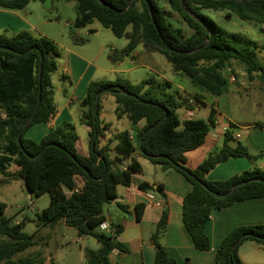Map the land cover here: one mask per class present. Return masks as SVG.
<instances>
[{
	"label": "trees",
	"instance_id": "1",
	"mask_svg": "<svg viewBox=\"0 0 264 264\" xmlns=\"http://www.w3.org/2000/svg\"><path fill=\"white\" fill-rule=\"evenodd\" d=\"M34 1L45 0H0V8L22 10ZM64 1L75 3L77 27L99 22L116 37L128 41L125 48L111 50L109 58L113 64L133 57L137 48L143 45L147 51L163 55L176 73L186 76L195 87L213 96L228 92L230 81L225 71L234 62L245 68L250 81L256 79L264 88V67L256 60V51L238 49L233 44L237 35L203 14V10H223L227 12L226 18L235 14L242 20L264 25V0H183L198 19L184 10L182 0H169L170 11L165 10L159 0ZM173 13L192 30L190 36L186 37L181 29L174 27L170 21ZM59 57L58 47L48 37L35 38L25 31L12 37L0 35V176L3 177L0 185L20 180L33 197L49 194L48 208L36 212L37 229L52 228L62 222L81 237H95L100 247L86 250L87 264H110L112 252H127V247L116 240L123 231L121 225H115V235L95 230L106 220L105 206L117 199V186H130L134 174L142 170L137 156L159 165L163 171L175 170L185 176L192 189L183 200L182 221L195 248L202 252L211 250L205 227L213 209H225L264 197V170L254 168L220 181L207 179L213 169L229 159L244 158L255 163L260 158L236 141L234 126L225 132L224 144L218 151L210 153L196 169L186 166L187 153L201 147L215 128L216 110L212 109L207 120L181 122L177 111L181 108L194 111L195 103L169 93L167 90L172 86L169 81L145 80L133 84L119 78L91 82L82 100L84 111L81 116V122L90 128L91 152L88 157L78 153V135L71 124L51 130L40 142L26 138L33 125L48 124L57 114L52 76L58 71ZM40 88V108L21 135L22 149L17 135L36 108ZM109 94L114 97L117 117H127L133 133L129 130L119 132L103 143L112 127L111 123L101 119V102ZM195 99L199 101L197 97ZM140 122L145 123L142 129L136 128ZM113 142L116 145L111 149ZM44 149L39 158H30ZM129 159L131 162L125 167L124 163ZM13 166L17 167L16 172L11 171ZM76 178L80 179V186ZM254 178L262 181L250 182L227 195L235 184ZM78 186L81 188L78 193L66 195V190L72 191ZM139 187L165 197L162 185L154 187L143 182ZM144 207V204L136 206L139 220ZM120 208L126 211L125 206ZM6 209L7 204L0 201V264H43L39 255H23L37 245L36 236L23 232L25 221L11 225L3 216ZM168 218L169 212L165 209L151 238L156 249L154 264H177L159 241L167 228ZM243 235H247L246 238L231 252ZM258 237L264 238V224L235 228L223 239L216 254L217 264H243L239 248L248 240L264 247V239Z\"/></svg>",
	"mask_w": 264,
	"mask_h": 264
},
{
	"label": "crops",
	"instance_id": "2",
	"mask_svg": "<svg viewBox=\"0 0 264 264\" xmlns=\"http://www.w3.org/2000/svg\"><path fill=\"white\" fill-rule=\"evenodd\" d=\"M34 2H31L22 10L0 8V35L12 37L25 31L31 33L35 38L43 36L49 38V34L41 29V26L49 22V20L41 19L40 13L35 11L38 8L40 10L41 5L32 6L31 4ZM93 30H95V33L87 45L72 41L71 44L65 45L64 50L60 53L58 71L52 76L55 92L54 102L57 108L56 116L48 124L33 125L25 135L28 139L40 142L51 130L65 124H71L78 135L76 144L78 153L85 157H88L91 152L90 128L81 122V116L84 111L82 100L87 94L89 84L93 81L123 79L122 75L124 73L137 70L139 67L147 71L155 70L152 52L146 49L139 51V47L133 57L113 64L109 58L111 50L123 49L127 43L106 42L98 36L99 33L96 28L91 29V31ZM93 41L96 42L94 43L95 49L90 51L86 46L92 45ZM257 47L260 51L264 49V47ZM233 67L228 68L229 72L235 73ZM230 75H227V77L229 78ZM232 84H235L236 90L229 88L228 92L222 96L216 97L212 95L215 97L212 104H207L208 97L204 93H190L185 90L186 96L179 94L184 98L193 100L195 103L194 111L182 108L185 113L183 118L179 116L181 122L196 119L194 118V112L201 111L203 105L208 108L207 119L212 109L216 110V126L207 136L205 143L198 149L187 153L186 166L189 169H196L210 153L218 151L224 144L225 132L231 129L232 126H234L232 130L236 141L247 146L253 156L260 157L255 163L244 158L229 159L218 165L207 175L209 181L226 180L254 168L264 170V122L259 120L247 123L242 122L239 118L240 113L244 112L245 107H247V101L249 100L246 99L248 97L253 99V104L249 110L250 113L253 114L259 111L264 113V88L258 80L250 81L248 75L245 76L243 84L240 85L238 83V78ZM238 95L241 100L238 99ZM225 96L227 106L225 107L239 105L236 111L230 110L226 112L222 110L221 102ZM195 97L199 101H196ZM102 120L107 122L105 119ZM108 123L112 124V122ZM144 125V122H140L136 128L142 129ZM126 130L133 133L131 123L129 128L122 131H113L111 127L108 137L103 143L115 134ZM115 145L116 143L113 142L110 148L113 149ZM110 154L112 157L115 156L112 150ZM135 156L137 155L135 154ZM137 159L141 164L142 170L134 174V180L130 186L118 185L117 199L107 204L104 208L105 221L114 228L115 225L123 227V231L117 235L116 240L127 247V252L125 253H120L117 250L112 252L110 264H154L156 249L151 238L165 209H168L169 212L168 225L161 234L159 241L166 249L168 255L176 260L177 264H217L216 254L221 247L223 239L232 230L241 226L264 224V197L237 203L225 209H213L205 227V232L211 241V250L208 252L197 250L182 221V204L184 197L192 189L191 185L185 176L178 171H163L159 165H154L143 157L137 156ZM130 162L131 159L127 160L124 166L126 167ZM76 182L79 183V186L82 184L79 178H76ZM143 182L154 187L162 185L165 197L155 191L145 192L141 190L139 185ZM140 204H144L145 207L139 220L136 206ZM121 205L126 207V211L120 208ZM69 228L61 222L52 228L38 229V232L42 234L36 237L37 245L32 247L36 248V250L30 255L41 256L44 260L43 264H87L85 259L86 250H97L100 245L95 237H81L75 229L79 238L73 236L72 247L70 248L71 257L66 259L59 257L62 263L59 262L56 251L51 252L49 250L46 254L43 250L44 244H52L54 234L66 235ZM95 232L102 231L98 227ZM89 237L92 238L89 239ZM77 245H79V249L75 251L73 248ZM238 254L243 264H264V247L257 245L253 241L244 242L239 248Z\"/></svg>",
	"mask_w": 264,
	"mask_h": 264
},
{
	"label": "rangeland",
	"instance_id": "3",
	"mask_svg": "<svg viewBox=\"0 0 264 264\" xmlns=\"http://www.w3.org/2000/svg\"><path fill=\"white\" fill-rule=\"evenodd\" d=\"M160 5L167 11H170L169 0H159ZM36 3V4H35ZM33 5H41V8L38 11L42 20H49V22L44 23L41 26V29L49 34L50 38L58 47L59 52L61 53L64 50L65 45L71 44L72 41H75L79 44H88L91 40V37L94 35L95 30L91 29L96 28L98 31V36L101 37L106 42H116L126 44L128 41L125 38L116 37L110 29H105L101 26L99 22H94L88 27H77L75 25L76 21V10L74 2H66L64 0H53L50 9H45L43 3L34 2ZM31 6V7H32ZM226 11L223 10H203V14L210 17L218 26L224 28L231 34H236L237 38L233 39V44L240 50H253L256 51V60L264 67V49L260 51L257 47H264V25L257 24L252 21L242 20L238 18L235 14H232L231 18H226ZM172 19L170 20L175 28L181 29L183 34L188 37L192 34V30L188 25L181 19V17L173 13ZM95 41L92 42V45L86 46L90 51L95 49ZM139 51L145 50L143 45L139 46ZM154 58L155 70H144L142 67L137 68L129 73H124L122 76L123 79L130 80L133 84H139L142 81L150 80L155 83H165L166 81L171 82L172 86L167 91L174 95L181 94L186 96L187 92H197L199 94L207 95V104H212L215 97L210 93L205 92L197 87H195L189 78L179 73H176L173 69L171 63L161 54L152 52ZM60 59V57H59ZM58 59V62H59ZM130 62V60H128ZM234 65V67H233ZM231 67L235 69L234 72H229V69L225 71V75L235 74L236 79L238 78V83L241 85L247 76L244 67L241 64L235 62ZM128 67V66H126ZM54 75V74H53ZM230 89L236 90L235 84L230 83ZM241 100L240 96H237ZM247 107H245L244 112H241L239 118L242 122H257L261 120L264 122V113L256 112L250 113V107L253 104L252 97H248ZM101 118L105 119L107 122H112L113 131H122L129 128L131 123L127 117L119 119L115 113V101L114 97L109 94L101 102ZM222 110L229 112L230 110L236 111L239 108V105H234L233 107L226 108V96L222 98L221 102ZM226 106V107H225ZM208 108L205 105L202 106L201 111L194 112V118L207 120L206 114ZM180 118H183L185 113L184 109H179L177 111ZM17 167L13 166L11 168L12 172H16ZM3 179L0 176V180ZM28 190L24 183L20 180L11 181L7 185H0V201L7 204V209L4 213V217L9 220L11 225L18 224L22 221H25V227L23 232L27 234H34L36 237H39L42 233L38 232L36 227V212H41L44 209L48 208L50 197L49 194H44L43 196L36 198L33 197L34 209L29 205L28 199ZM73 236L78 237L75 230L72 228L68 229L66 235L59 233L54 234V241L52 244L48 245L47 243L43 245V250L48 253L57 252L58 258H69L71 257L70 248L71 241ZM79 238V237H78ZM92 237H89L91 239ZM75 251L79 249V245L73 248ZM36 248H31L23 253V255L32 254ZM60 263L62 260L58 259Z\"/></svg>",
	"mask_w": 264,
	"mask_h": 264
},
{
	"label": "water",
	"instance_id": "4",
	"mask_svg": "<svg viewBox=\"0 0 264 264\" xmlns=\"http://www.w3.org/2000/svg\"><path fill=\"white\" fill-rule=\"evenodd\" d=\"M51 4H52V0H45L44 2H43V7L45 8V9H50L51 8ZM182 6H183V8H184V10L187 12V13H189L193 18H195V19H198V17H197V15L193 12V11H191L190 9H188L186 6H185V4H184V2H183V0H182ZM111 8V7H110ZM125 11V10H124ZM151 13H152V11H151ZM154 23H155V20H154ZM205 27L207 28V25L205 24ZM159 33H160V31H159ZM40 75H41V73H40ZM40 104H41V88L39 89V95H38V102H37V105H36V108H35V110H34V112L30 115V117L28 118V120L26 121V123L23 125V127H22V129H21V131L18 133V135H17V138H18V142H19V145H20V147L23 149V146H22V143H21V135H22V133L28 128V126L33 122V120H34V118L36 117V114H37V112H38V110H39V108H40ZM98 107H99V100H97V105H96V109H95V111H96V113L98 112ZM94 142L92 143V148L94 147ZM47 148V147H46ZM45 148V149H46ZM45 149L43 150V151H41L38 155H36V156H30V158L31 159H37V158H39L42 154H43V152L45 151ZM143 155L144 156H148L147 154H145V153H143ZM262 181V179L261 178H254V179H251V180H249V181H243V182H240V183H237V184H235L231 189H230V191L227 193V195L228 194H231L232 192H234L235 190H237L238 188H240L241 186H244V185H246V184H248V183H250V182H261ZM246 236L247 235H243L235 244H234V246H233V248H232V250H231V252H234L235 251V249L237 248V246L242 242V240H244V238H246ZM258 238H261V237H258ZM261 239H264V238H261Z\"/></svg>",
	"mask_w": 264,
	"mask_h": 264
},
{
	"label": "built area",
	"instance_id": "5",
	"mask_svg": "<svg viewBox=\"0 0 264 264\" xmlns=\"http://www.w3.org/2000/svg\"><path fill=\"white\" fill-rule=\"evenodd\" d=\"M230 71V70H229ZM229 80L231 83H235L236 82V76L234 74H231L229 76ZM194 103V102H193ZM81 190V188L75 187L74 190H66L65 193L67 196H71L72 193L76 192L78 193ZM28 199H29V205L32 206V210L35 211L34 209V202H33V196L31 194L28 195ZM36 212V211H35ZM100 230L103 233L109 234V235H115L116 234V229L114 227H112L108 222H103L100 226H99Z\"/></svg>",
	"mask_w": 264,
	"mask_h": 264
}]
</instances>
